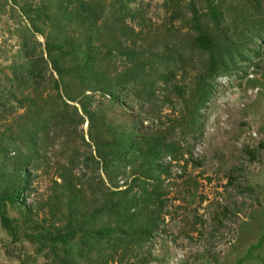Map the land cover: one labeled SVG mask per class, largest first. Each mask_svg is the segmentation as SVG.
Segmentation results:
<instances>
[{"label": "rangeland", "instance_id": "1", "mask_svg": "<svg viewBox=\"0 0 264 264\" xmlns=\"http://www.w3.org/2000/svg\"><path fill=\"white\" fill-rule=\"evenodd\" d=\"M45 2L0 0V176H12L20 163L28 173L24 206L6 207L17 239L0 224V264H49L46 252L36 253L22 237L47 217L56 172L85 175L89 195L106 182L86 165L94 149L85 145V122L75 131L67 122L35 148L28 139L38 122L62 107L50 69L36 92L24 86V44L45 56L43 37L30 26V20L47 25L36 19ZM210 7L221 14L219 30ZM129 9L134 51L152 68L131 95L121 96L126 118H135L141 131L168 136L175 147L172 157L157 162L164 207L148 245L156 257L151 264H264V0H135ZM196 25L216 41L212 55L225 61L211 77L212 55L192 45ZM123 67L115 57L108 71ZM203 80L210 95L198 110Z\"/></svg>", "mask_w": 264, "mask_h": 264}, {"label": "trees", "instance_id": "2", "mask_svg": "<svg viewBox=\"0 0 264 264\" xmlns=\"http://www.w3.org/2000/svg\"><path fill=\"white\" fill-rule=\"evenodd\" d=\"M134 2L48 0L41 4L36 16L47 25L38 26L30 20L32 31L43 37L45 56H36L24 44V86L36 92L47 83L50 69L56 77L53 83L62 107L52 111L49 119L38 122L28 139L35 148L52 130L63 129L67 122L74 131L85 122L88 139L85 145L94 149V158L91 155L86 158V165L96 167L99 180L101 174L106 179V182L100 180L101 187L96 192L89 189L92 192L89 195L86 187L91 185L83 183L85 175L73 169L56 172L44 208L47 217L35 222L33 233L22 237L36 253L45 251L49 264L156 261L148 245L159 228L164 207L157 162L162 156L172 157L175 147L169 143L168 136L139 130L133 122L135 118H126L130 111L120 99L145 82L147 71L152 68L148 62H140L134 51V34L127 25L128 20L135 19L129 9ZM209 17L219 30L220 12L210 7ZM194 31L193 47L212 55L216 41L197 25ZM115 57L124 61L122 71H108ZM224 65L219 54L212 55L209 77ZM70 85L75 87V92L70 91ZM196 94L201 110L210 95L204 80L198 84ZM96 97L100 101H95ZM24 100L33 103L35 99L26 95ZM68 103L73 106L70 108ZM68 109L73 112L69 117L65 113ZM24 166L20 163L10 177L0 176V224L13 240L17 236L6 207L24 206L23 193L28 187ZM116 180L124 181L122 186Z\"/></svg>", "mask_w": 264, "mask_h": 264}]
</instances>
